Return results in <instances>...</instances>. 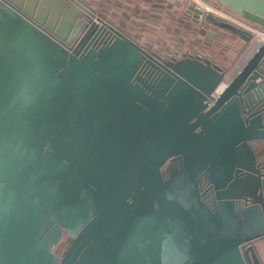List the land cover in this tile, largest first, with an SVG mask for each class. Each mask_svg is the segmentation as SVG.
<instances>
[{
  "label": "water",
  "instance_id": "water-1",
  "mask_svg": "<svg viewBox=\"0 0 264 264\" xmlns=\"http://www.w3.org/2000/svg\"><path fill=\"white\" fill-rule=\"evenodd\" d=\"M68 1L89 15L69 43L0 0V172L12 179L0 175V264H264L253 244L264 235V168L250 145L264 140V41L248 51L247 30L204 13L244 41L221 66L144 48ZM212 2L264 28V0ZM29 118L67 120L54 137L63 160L40 155L21 179L10 152ZM170 156L179 166L162 177ZM246 172L256 184L236 188ZM59 174L80 203L55 224L75 237L50 260V226L41 234L38 222L45 207L66 206L43 183ZM199 179L218 192L213 205Z\"/></svg>",
  "mask_w": 264,
  "mask_h": 264
},
{
  "label": "rangeland",
  "instance_id": "rangeland-1",
  "mask_svg": "<svg viewBox=\"0 0 264 264\" xmlns=\"http://www.w3.org/2000/svg\"><path fill=\"white\" fill-rule=\"evenodd\" d=\"M89 7L96 15L105 21L114 25L119 31L131 37L135 42L145 47H155L157 44L165 42L166 39L172 41H185L184 33L192 27L188 21L182 20L183 0H79ZM49 41V40H48ZM50 51L59 49L54 45L50 46ZM46 58V56H45ZM70 58V56H69ZM67 98L64 97L60 104L66 106ZM56 112H59L57 104ZM61 112V111H60ZM52 118L49 123L39 125L33 118L21 120L24 129V136H21V142L11 149L10 154L17 160V175L24 178L31 168L33 161L38 156H43L46 160L61 161L63 158L58 151V142L55 135L62 131L66 125V119L53 122ZM239 157L246 160L247 164L252 163V154L247 146H241ZM0 175L11 182L12 179L6 172H0ZM61 175L46 179L44 185L58 195L59 200L65 203V208H46L39 219V231L41 234L52 224H58L62 215L75 211L80 203L79 199L72 194H68L61 187ZM243 180L235 178L236 188L243 182L256 184L257 179L252 172L243 174ZM234 187V185H233ZM75 216V215H74ZM77 217H84L85 213H79ZM38 246V252L42 250ZM47 249V248H46ZM46 256L54 259V255L48 250ZM45 256V257H46Z\"/></svg>",
  "mask_w": 264,
  "mask_h": 264
},
{
  "label": "crops",
  "instance_id": "crops-1",
  "mask_svg": "<svg viewBox=\"0 0 264 264\" xmlns=\"http://www.w3.org/2000/svg\"><path fill=\"white\" fill-rule=\"evenodd\" d=\"M11 4L43 26L57 38L70 41L81 29L83 20L79 10L68 0H8ZM214 1V0H213ZM212 2V0H211ZM182 20L190 22L191 29L184 33L185 41H172L145 47L157 52L177 50L198 53L210 62L229 66L241 53L244 41L234 32L212 22L193 19L182 6ZM131 38V37H130ZM132 39V38H131ZM255 250L264 262V237L254 242Z\"/></svg>",
  "mask_w": 264,
  "mask_h": 264
},
{
  "label": "flooded vegetation",
  "instance_id": "flooded-vegetation-1",
  "mask_svg": "<svg viewBox=\"0 0 264 264\" xmlns=\"http://www.w3.org/2000/svg\"><path fill=\"white\" fill-rule=\"evenodd\" d=\"M75 6V5H74ZM76 7V6H75ZM77 8V7H76ZM79 10V8H77ZM80 17L83 19L89 18V15L82 14L80 11ZM96 15V14H94ZM98 16V15H97ZM92 17V16H91ZM93 20V17L91 18ZM87 20H83V23ZM75 37V36H74ZM73 37V38H74ZM72 38V39H73ZM67 41V43L71 42ZM261 151L264 153V143L262 142ZM261 165H263L264 168V155L261 160ZM179 166V159L178 157H166L160 164H159V170L162 177H165L168 172L176 167ZM199 186V197L206 201L207 204L213 205L218 197V192H215L212 187H209L208 184L202 180L199 179L198 181ZM50 235L45 239L44 246L54 255L55 259H58L65 247L68 245L72 239H74L75 236L69 235L64 228H57L56 225L52 224L50 225ZM264 237V235H261L253 240V244L257 240H261ZM255 247V246H254ZM54 264V263H53Z\"/></svg>",
  "mask_w": 264,
  "mask_h": 264
},
{
  "label": "built area",
  "instance_id": "built-area-1",
  "mask_svg": "<svg viewBox=\"0 0 264 264\" xmlns=\"http://www.w3.org/2000/svg\"><path fill=\"white\" fill-rule=\"evenodd\" d=\"M186 6H191L199 10L195 16L196 20L198 21L203 22L204 13L208 12L247 30L250 33V38L247 45L248 51L254 49L256 45L264 41V28L255 27L251 22L216 3H213L209 0H184L183 7L185 8Z\"/></svg>",
  "mask_w": 264,
  "mask_h": 264
},
{
  "label": "trees",
  "instance_id": "trees-1",
  "mask_svg": "<svg viewBox=\"0 0 264 264\" xmlns=\"http://www.w3.org/2000/svg\"><path fill=\"white\" fill-rule=\"evenodd\" d=\"M184 1V0H183ZM89 8V7H88ZM90 9V8H89ZM91 10V9H90ZM79 11L82 13V14H85L87 15V13L83 10H80ZM92 11V10H91ZM93 12V11H92ZM94 13V12H93ZM96 14V13H94ZM88 19V17H87ZM87 19H83L82 20H87ZM262 142L264 143V140H251L250 141V145H251V149H252V152H253V155L255 157V160L257 162H259V164H261V160H262V157L264 155V153L261 151V146H262Z\"/></svg>",
  "mask_w": 264,
  "mask_h": 264
}]
</instances>
